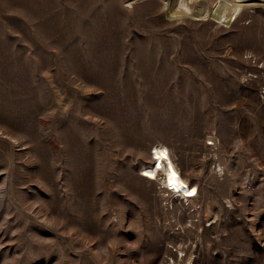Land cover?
Returning a JSON list of instances; mask_svg holds the SVG:
<instances>
[{"label":"rangeland","instance_id":"rangeland-1","mask_svg":"<svg viewBox=\"0 0 264 264\" xmlns=\"http://www.w3.org/2000/svg\"><path fill=\"white\" fill-rule=\"evenodd\" d=\"M207 1L0 0V264H264V0Z\"/></svg>","mask_w":264,"mask_h":264},{"label":"bare ground","instance_id":"bare-ground-1","mask_svg":"<svg viewBox=\"0 0 264 264\" xmlns=\"http://www.w3.org/2000/svg\"><path fill=\"white\" fill-rule=\"evenodd\" d=\"M165 1V5L168 6L166 9L167 12L175 15L177 14V16L184 18H190L196 15L197 19H200L204 12L209 11L207 0ZM242 1L243 0H218L215 9L213 8L214 10L212 12L210 11V15L215 20L218 19L221 21V18H223V22H229L231 16L234 13H238L240 6L243 4ZM151 148H153V146ZM141 171L143 172L140 174L148 180L157 178L158 174L163 173L164 182H167L170 187L191 196L190 198L197 197V185L189 184L188 178L181 174L170 155L169 147L162 142L156 144L153 150L150 149V158L141 166Z\"/></svg>","mask_w":264,"mask_h":264},{"label":"built area","instance_id":"built-area-1","mask_svg":"<svg viewBox=\"0 0 264 264\" xmlns=\"http://www.w3.org/2000/svg\"><path fill=\"white\" fill-rule=\"evenodd\" d=\"M262 95L264 96V87H263V90H262ZM214 142H215L214 139L210 138V139H206L205 144L207 146H213ZM151 150H153V148H151ZM159 175L160 174H158V176ZM160 178H161V186L160 187L166 193L167 196L179 199L180 201H185V200H187V199H189L191 197V196L183 194L180 191H177L174 188L170 187V185H168L167 182H164L163 175Z\"/></svg>","mask_w":264,"mask_h":264}]
</instances>
